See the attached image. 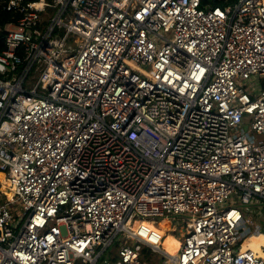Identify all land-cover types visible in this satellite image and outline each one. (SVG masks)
<instances>
[{"label": "built area", "instance_id": "2783aa9c", "mask_svg": "<svg viewBox=\"0 0 264 264\" xmlns=\"http://www.w3.org/2000/svg\"><path fill=\"white\" fill-rule=\"evenodd\" d=\"M212 1L0 0V264H264V0Z\"/></svg>", "mask_w": 264, "mask_h": 264}, {"label": "rangeland", "instance_id": "374dc122", "mask_svg": "<svg viewBox=\"0 0 264 264\" xmlns=\"http://www.w3.org/2000/svg\"><path fill=\"white\" fill-rule=\"evenodd\" d=\"M0 182H2V180ZM258 206H261V205H258ZM251 209L255 210L254 207H252ZM147 219L154 221L153 229L155 231H157L160 235H165L162 241V246L163 245L168 246L166 244L167 242L171 244H174L175 242L176 245H178L182 241L183 236L189 230V227L187 225V220H188L187 216L172 215V217H170V220L168 219L158 220L155 218H147ZM137 221H140L139 218L136 216V214H133L129 224L133 226ZM261 227H262L261 232L264 235V225H261ZM263 235L259 234V235L249 236L248 238L245 239V241L247 244L251 246V248L254 251L257 250V251L264 252V236ZM119 244L128 245L132 248H135V245L129 240H127L124 234H119V236L115 239L114 243L109 247L107 253L115 252L116 249L119 247ZM169 250L170 249L167 248L166 251L169 252ZM138 251H140V249ZM141 261L143 262V264H164V260L162 259V256L159 253L153 252V251H151L148 257L146 255H143V253L141 252Z\"/></svg>", "mask_w": 264, "mask_h": 264}, {"label": "trees", "instance_id": "16d2710c", "mask_svg": "<svg viewBox=\"0 0 264 264\" xmlns=\"http://www.w3.org/2000/svg\"><path fill=\"white\" fill-rule=\"evenodd\" d=\"M212 4L221 7L222 1L213 0ZM11 17H12V13L2 9V6L0 5V27H2L3 24H5L6 22L10 21L12 19ZM1 36H2V32H0V49L2 48ZM141 252L143 253V255H146L148 257L149 254L151 253V250L149 248L143 246L141 249ZM146 260H147V258H146Z\"/></svg>", "mask_w": 264, "mask_h": 264}, {"label": "bare ground", "instance_id": "6f19581e", "mask_svg": "<svg viewBox=\"0 0 264 264\" xmlns=\"http://www.w3.org/2000/svg\"><path fill=\"white\" fill-rule=\"evenodd\" d=\"M0 179L3 181L4 180V176H3V174H1L0 173ZM0 180V181H1ZM132 217V216H131ZM130 220H131V218H130ZM130 220H129V222H130ZM139 223V221H137L133 226H131L130 224H129V226L131 227V228H134L137 224ZM144 225H147L148 227H150V228H152L153 229V224H154V221L153 220H149V219H145V220H143V222H142ZM259 235V234H258ZM173 241H175V240H173ZM168 246H165V245H163L164 246V248H168V249H170L169 250V254H174L175 252H176V250L178 249V247H179V245H180V243L178 244V245H176V243L174 242V244H171V243H166ZM245 246H247V248H251V246L249 245V244H247L246 243V241H244V243H243V247H245ZM167 248L165 249V250H167ZM252 249V248H251ZM253 250V249H252ZM255 252H258L261 256H264V252L263 251H255Z\"/></svg>", "mask_w": 264, "mask_h": 264}]
</instances>
